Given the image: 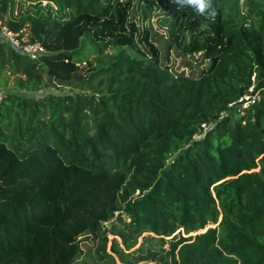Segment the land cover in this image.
Listing matches in <instances>:
<instances>
[{
  "label": "trees",
  "instance_id": "trees-1",
  "mask_svg": "<svg viewBox=\"0 0 264 264\" xmlns=\"http://www.w3.org/2000/svg\"><path fill=\"white\" fill-rule=\"evenodd\" d=\"M12 1L0 24L44 50L0 37V264H74L122 215L168 264H264V0H213L214 18L170 0L166 35L140 25L142 0H54L62 19H12ZM174 48L203 59L197 76L172 69ZM54 82L75 92L25 93Z\"/></svg>",
  "mask_w": 264,
  "mask_h": 264
},
{
  "label": "rangeland",
  "instance_id": "rangeland-1",
  "mask_svg": "<svg viewBox=\"0 0 264 264\" xmlns=\"http://www.w3.org/2000/svg\"><path fill=\"white\" fill-rule=\"evenodd\" d=\"M135 1L138 4L140 2L138 0ZM150 1L148 0L147 2ZM152 1L154 2L153 7L151 5L148 7L145 4L146 0L140 2L141 4L135 11L137 19L140 25H143L144 21L141 19L144 20L145 16L147 18L150 17V21H147V24L151 23L153 30L158 31V34L166 35V29L159 23V20L163 6L170 0ZM38 13L44 15L51 13L53 17L58 19L68 18L72 15L70 11L59 7L54 0H13L8 9V15L12 19L30 18ZM120 35L117 31L107 30L100 35V38L109 39ZM23 38L26 42V33ZM158 45L164 52L163 40L158 42ZM36 52L34 53L37 58ZM89 58H92V54H89ZM170 58L172 69L183 71L186 75L197 76L203 65V59L198 54L195 56H184L175 48L170 51ZM93 68L94 64L90 59L87 62L78 63L75 70L79 75L85 77ZM5 75L9 76L7 86L10 87L13 84V75H9L8 72ZM53 85L48 87V89L25 91V93L33 95L35 98H41L49 93L66 94L75 92L64 84L55 83ZM213 226L207 225L197 231V233H202L206 228ZM80 239L81 252L74 264H168L165 257L168 249L167 242L162 241L151 232H144L140 235L133 234L128 226V219L124 215L113 218L98 233L85 234Z\"/></svg>",
  "mask_w": 264,
  "mask_h": 264
},
{
  "label": "built area",
  "instance_id": "built-area-1",
  "mask_svg": "<svg viewBox=\"0 0 264 264\" xmlns=\"http://www.w3.org/2000/svg\"><path fill=\"white\" fill-rule=\"evenodd\" d=\"M12 33L7 29L6 26H3L0 24V37L2 40L9 41L10 44L15 48V50L23 55L30 56L32 58H36L35 53L36 51H42L43 47L39 43L30 44L29 43H21L19 39L16 37V34ZM38 49V50H36ZM37 53V52H36ZM245 100L246 103L253 102V99H251L250 95H244L243 97L239 98L237 101ZM244 105H246L244 103ZM206 128V127H205Z\"/></svg>",
  "mask_w": 264,
  "mask_h": 264
},
{
  "label": "clouds",
  "instance_id": "clouds-1",
  "mask_svg": "<svg viewBox=\"0 0 264 264\" xmlns=\"http://www.w3.org/2000/svg\"><path fill=\"white\" fill-rule=\"evenodd\" d=\"M171 3L177 6V11L192 8L197 15L207 16L209 18H214L217 15L213 0H171Z\"/></svg>",
  "mask_w": 264,
  "mask_h": 264
}]
</instances>
